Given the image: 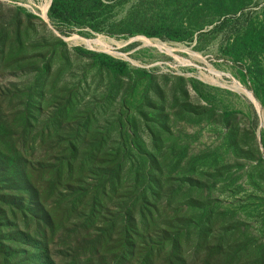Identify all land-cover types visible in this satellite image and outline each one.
Instances as JSON below:
<instances>
[{"label":"rangeland","instance_id":"rangeland-1","mask_svg":"<svg viewBox=\"0 0 264 264\" xmlns=\"http://www.w3.org/2000/svg\"><path fill=\"white\" fill-rule=\"evenodd\" d=\"M58 1L0 0V264H264V0Z\"/></svg>","mask_w":264,"mask_h":264},{"label":"trees","instance_id":"trees-1","mask_svg":"<svg viewBox=\"0 0 264 264\" xmlns=\"http://www.w3.org/2000/svg\"><path fill=\"white\" fill-rule=\"evenodd\" d=\"M66 5H62L59 3L58 0H52L51 6H50V13L57 18L63 17V14L66 13ZM170 38H173L172 36H168ZM99 65L101 68L107 70L111 74L115 75H124L126 71L128 70V67L125 63L121 61H115L113 59H104L99 61ZM262 99L264 100V88L261 91ZM109 171L117 170L114 166L108 167ZM117 172V171H115ZM132 222V217L130 218ZM178 260H182L181 258Z\"/></svg>","mask_w":264,"mask_h":264},{"label":"bare ground","instance_id":"bare-ground-1","mask_svg":"<svg viewBox=\"0 0 264 264\" xmlns=\"http://www.w3.org/2000/svg\"><path fill=\"white\" fill-rule=\"evenodd\" d=\"M42 15L43 16H45V10H43V12H42ZM79 41L80 42H82V43H84L86 46H90L91 44L92 45H95V46H98L100 49H103V50H105L104 49V41L103 40H98V41H96V42H90V41H87V40H84V39H79ZM112 41H110L109 43H111ZM141 42L143 43V44H146V45H148V46H154V47H159V48H161V47H165V44H162L161 42H158L157 40H141ZM113 43V42H112ZM115 44H120L119 42H114ZM167 52L168 53H171L172 51H170L169 49H167ZM238 88H239V91L241 92V93H243L244 95H246V96H248L250 99H251V101L253 102V104L256 106V108L260 111V109H259V106H258V104L252 99V97H251V95L250 94H248V92H246L244 89H242L240 86H238Z\"/></svg>","mask_w":264,"mask_h":264}]
</instances>
